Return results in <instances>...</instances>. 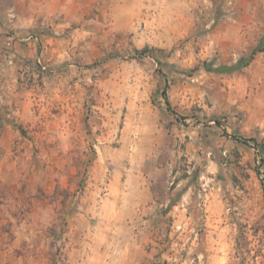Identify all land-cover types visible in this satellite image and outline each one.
I'll return each mask as SVG.
<instances>
[{"label":"rangeland","instance_id":"374dc122","mask_svg":"<svg viewBox=\"0 0 264 264\" xmlns=\"http://www.w3.org/2000/svg\"><path fill=\"white\" fill-rule=\"evenodd\" d=\"M129 2V20L107 4L93 40L75 46L88 58L79 62L89 95L79 122L84 145L52 149L41 134H26L35 142L21 160L32 167L0 178V252L11 257L0 264H127L135 230L128 234L123 220L110 227L106 211L126 207L113 191L126 190L141 160L153 156L172 163L170 188L184 176L202 195L218 188L234 218L248 197L253 213L238 221V247L247 264L255 255L264 264V149L231 136L264 141V0ZM144 46L151 53L137 52ZM44 65L38 73L50 72ZM22 74L24 85L31 82ZM59 111L56 104L44 110ZM155 124L169 130L164 148L154 129L143 131ZM22 151L16 142L0 146V162ZM182 235L170 225L130 254H145L137 264H191Z\"/></svg>","mask_w":264,"mask_h":264},{"label":"crops","instance_id":"0c3cea01","mask_svg":"<svg viewBox=\"0 0 264 264\" xmlns=\"http://www.w3.org/2000/svg\"><path fill=\"white\" fill-rule=\"evenodd\" d=\"M107 4L114 13L119 10L122 19L129 20V0H0V146L8 148L16 142L24 149L14 160L0 162V170L7 165L0 178L12 179L32 167L31 160H21L29 151L28 145L35 142L33 136L26 134H41V142L42 138L51 141L52 149L84 145V129L79 122L89 95L87 86L79 83L85 77L79 62L88 58L79 56L82 50L75 46L93 40L99 30L96 22L105 16ZM39 63L46 64L50 72L38 73ZM24 72L31 81L26 85L22 80ZM55 104L59 113L44 112ZM71 119L78 120V124ZM50 124H57L58 128L54 130ZM152 129L156 131L158 147L167 146L169 130L157 124L143 127L145 134ZM121 139L125 140L124 128ZM140 164L137 179L130 175L124 184L126 190L113 191L111 196L121 197L126 207L112 212L110 207L105 209L110 227L123 220L128 234L135 230L128 241L129 257L123 258L124 262L137 264L145 254L133 258L131 248L153 242L158 232L159 238L163 237L164 229L172 225L181 227L183 243L197 264L248 263V257L238 247L242 243L237 236L238 221L253 213L248 197L240 198L241 206L234 218L225 210L218 188L202 195L185 176L175 178L170 188L169 160L153 156L142 159ZM199 226L201 233L193 237ZM9 251L0 252L3 262L11 258ZM257 257L251 258L252 264H260Z\"/></svg>","mask_w":264,"mask_h":264},{"label":"trees","instance_id":"16d2710c","mask_svg":"<svg viewBox=\"0 0 264 264\" xmlns=\"http://www.w3.org/2000/svg\"><path fill=\"white\" fill-rule=\"evenodd\" d=\"M151 50H153V49L150 48V47H148V46H144L143 48L137 50V52L140 53V54H144L146 52H150ZM252 54H254V53H252ZM250 58H252L251 55L248 57V59H250ZM245 63H248V61H246ZM233 68H234L233 65H231V66H221V67H217V69L220 70V71L221 70H224V71L225 70H228V71H230ZM161 94L163 95L164 102L166 104V109L171 112L172 110H171L170 102L168 100V97L166 95V92L164 91V88L162 89ZM217 123H220V122L217 120ZM231 136L234 139H236L238 141H241V142H243L245 144H248L250 141H252L256 145V147L258 148V150L263 151V149H264V141H262V140L259 141V140H257V138L239 137V136H235V135H231ZM258 174H260L259 171H258ZM261 185H262V189H263V192H264V177H261Z\"/></svg>","mask_w":264,"mask_h":264},{"label":"built area","instance_id":"2783aa9c","mask_svg":"<svg viewBox=\"0 0 264 264\" xmlns=\"http://www.w3.org/2000/svg\"><path fill=\"white\" fill-rule=\"evenodd\" d=\"M39 68L40 69H45V65L43 64V63H39ZM171 231H173V232H175V233H179V234H181V232H182V229H181V227H175V226H172L171 225ZM201 231H202V227L201 226H199L197 229H195L194 230V232H193V237L195 236H198L200 233H201ZM184 249H186V254H188V252H189V248L188 247H185L184 246ZM190 263L191 264H197V262H196V258L195 257H192L191 259H190Z\"/></svg>","mask_w":264,"mask_h":264}]
</instances>
